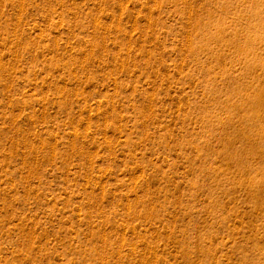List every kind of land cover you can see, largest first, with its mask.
<instances>
[{"label":"rangeland","instance_id":"374dc122","mask_svg":"<svg viewBox=\"0 0 264 264\" xmlns=\"http://www.w3.org/2000/svg\"><path fill=\"white\" fill-rule=\"evenodd\" d=\"M0 264H264V0H0Z\"/></svg>","mask_w":264,"mask_h":264},{"label":"bare ground","instance_id":"6f19581e","mask_svg":"<svg viewBox=\"0 0 264 264\" xmlns=\"http://www.w3.org/2000/svg\"><path fill=\"white\" fill-rule=\"evenodd\" d=\"M253 4H254V3H253ZM261 26H262V25H261ZM247 43H248V42H247ZM246 93H247V92H246ZM248 97H249V96H248ZM245 99H246V98H245ZM245 99H244V100H245ZM249 99H250V98H249ZM245 101H246V100H245ZM256 104H257V103H256ZM259 104L262 105L263 103H262V104L259 103ZM253 107H254V106H252L251 108H253ZM248 109H249V108H248ZM255 109H256V107H255ZM257 109H258V107H257ZM260 109H261V108H260ZM260 109H259V110H260ZM247 111H248V110H247ZM255 111H257V110H255ZM255 111H254V112H255Z\"/></svg>","mask_w":264,"mask_h":264}]
</instances>
